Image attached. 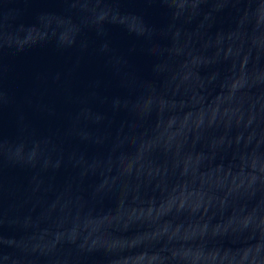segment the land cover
Masks as SVG:
<instances>
[{
    "label": "water",
    "instance_id": "1",
    "mask_svg": "<svg viewBox=\"0 0 264 264\" xmlns=\"http://www.w3.org/2000/svg\"><path fill=\"white\" fill-rule=\"evenodd\" d=\"M0 264H264V0H0Z\"/></svg>",
    "mask_w": 264,
    "mask_h": 264
}]
</instances>
